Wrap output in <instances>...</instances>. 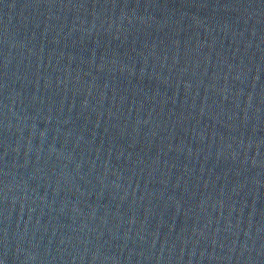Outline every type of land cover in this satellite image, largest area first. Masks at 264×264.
I'll return each mask as SVG.
<instances>
[{"label": "water", "instance_id": "1", "mask_svg": "<svg viewBox=\"0 0 264 264\" xmlns=\"http://www.w3.org/2000/svg\"><path fill=\"white\" fill-rule=\"evenodd\" d=\"M0 264H264V0H0Z\"/></svg>", "mask_w": 264, "mask_h": 264}]
</instances>
